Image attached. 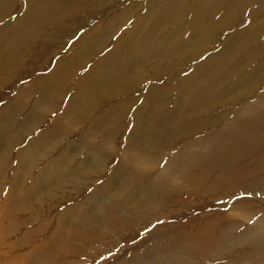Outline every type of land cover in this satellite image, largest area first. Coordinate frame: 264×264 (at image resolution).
I'll use <instances>...</instances> for the list:
<instances>
[{
  "label": "bare ground",
  "instance_id": "bare-ground-1",
  "mask_svg": "<svg viewBox=\"0 0 264 264\" xmlns=\"http://www.w3.org/2000/svg\"><path fill=\"white\" fill-rule=\"evenodd\" d=\"M29 2L31 9L11 28L18 26L17 30L0 37V88L10 81L4 83L2 74L8 69L3 66L15 53L18 74L30 77L34 71L27 72L31 67L25 65L28 57L23 52L38 38L33 31L37 26L57 30L54 25L69 21L57 30L64 32L63 41L52 42L58 49L55 57L75 50L76 61L60 62L44 81L33 75V86L19 90L9 86V97L17 91L21 100L28 95L24 97L34 108L22 117L20 132L31 128L40 133L22 144L12 167L11 152L21 145L14 141L19 127L15 131L12 118L26 106L3 102L0 193L5 188L6 196L0 206V258L12 255L13 259L0 264H73L62 259L126 239L129 230L144 225L146 214L176 218L197 202L229 197L230 189L252 197L238 199V210L195 223L199 228L194 232L175 222L168 238L167 230L155 236L157 247L115 264H264V56L243 52L234 59L254 47L256 38L264 37V2L151 0L145 6H128L127 0H71L63 9L52 5L56 0ZM6 3L7 7L10 2ZM255 5L259 9L252 11ZM115 7L121 10L106 17ZM248 10L253 22L246 24L245 17L236 33L241 37L226 38ZM7 14L10 18L15 13L0 7V19ZM80 18L84 21L75 22ZM130 20L129 29L120 33ZM78 29L84 30L83 36L68 47V41L81 34ZM116 35L127 42L116 44L102 65L95 66L92 59ZM141 35L145 39L138 43ZM220 35L225 36L223 47L209 60L198 61V54L212 50ZM49 60L42 61L38 70ZM76 73L78 91L70 96L71 85L59 88V84L69 77L71 81ZM161 78L165 88L148 93L135 107V86ZM37 93L38 99L32 101ZM112 96L126 97L110 106ZM64 97L67 101L59 105ZM57 110L60 114L52 117L50 128L43 129L47 119L43 116ZM94 124L93 130L79 134V129ZM102 135L106 139L94 144L92 138ZM76 138L77 143L65 145ZM115 138H121L118 144L123 147L118 150V166L111 170L108 148ZM49 148L52 159L47 161ZM90 148V155L79 159V152ZM106 174L104 183L94 184L95 178ZM13 229L24 230L19 242L8 236Z\"/></svg>",
  "mask_w": 264,
  "mask_h": 264
},
{
  "label": "rangeland",
  "instance_id": "rangeland-1",
  "mask_svg": "<svg viewBox=\"0 0 264 264\" xmlns=\"http://www.w3.org/2000/svg\"><path fill=\"white\" fill-rule=\"evenodd\" d=\"M7 1H9L10 3L6 7ZM150 1L151 0H127L126 5L130 6L133 4H137V5L142 4L145 6L144 2L148 5V3ZM70 2H71V0H56V2H53L52 5L56 4L60 9H63L65 7H67ZM261 2H264V0H258L259 4ZM23 3H26L27 7L23 8L22 7ZM31 6H33V5L30 4L29 0H0V7L7 8L9 11H11L12 14L15 13L14 14L15 16L13 15V17L11 16L9 18L10 14H7V16H5V18L2 17L0 19V37L7 36V34L8 33L10 34L11 31L15 32V30H17L18 26H16L15 30H13L11 28L13 26H15L17 24V22L20 21V19H22L23 16H25L28 9H31ZM258 9H259V7L257 5H255V6H253V8L251 10L256 11ZM120 10H121V8L115 7L114 9L110 10V12L108 13V16H106V17H110L112 14L118 13ZM106 17L103 20H105ZM245 19L246 18L243 14V17L240 18L237 21V23H235L232 26V29H230L226 32V38L228 37L231 39L233 36H235L236 38H240L241 34H236V33L239 32L240 29H242L241 27L243 26ZM82 21H84V20L82 18H80V20L75 21V22H82ZM68 24H70V22L67 20H64L63 22L54 25L53 28L58 30L62 26H67ZM131 24H132V20H130V22L125 27L121 28L120 33L122 31L126 30L127 28L129 29ZM189 24L192 25V23H189ZM25 25H27V23H25L23 26H25ZM101 27L103 28V27H105V25L102 24ZM76 28H78V26ZM57 30H52V28L44 27L42 25L37 26L33 29V31L36 33L38 38L36 40H34L32 42V44H30L28 46V48L24 47L25 50L23 52V55L25 57H28L27 60H25V62H26L25 65L27 66V63H28V64H30V67H31L29 70H27V72L29 73L30 70L34 69V71H32V73H31L30 77H29V75L18 74L17 71L15 70L14 66H16V65L18 66V61H16L17 60L16 53L13 55V58L10 59L9 62H6L3 66V68L5 70L8 69L7 70L8 72H5L2 74V78L6 79V81H4V83L9 81V80L10 81L8 83H6L4 87L0 88V113L2 114V111L3 110L5 111V109L3 107V106H6V103H3L5 101L20 102V103L22 102V104L26 106V108L23 110V112L21 114L19 112H17L15 117L12 118L15 120V123H16V125L14 127L15 131L19 130V132H16L17 137L14 139V141H15V143H21V145H15V148L11 152V157H10V166L11 167H12L13 160L15 158H17V151L19 152V151H21V149H23L22 144H24V145L28 144V142L34 136H38V135H40V133L38 130L31 131L32 130L31 128L27 129V130L25 129V131L23 130L22 132H20V130L23 129V125L20 128V125L24 120V119H22V117L25 114L33 113L34 108H32V105L29 103L30 99H26L27 97H24V96H28V95H22L21 96V94H20V96L22 98H24V100H21V98L20 99L18 98V94L20 92L17 91V94H13L12 97H9L8 96V95H10L9 90H11V88L9 86H17V88H16L17 90H19L22 87L28 86V85L33 86L34 84H36V81H35L36 79L34 81L30 82L33 75H34V78H37V76L39 74L38 78H40L44 81V79L47 78L49 76V74H51V72L54 69L59 67L58 65L60 62H68L69 61L67 64H72L76 61V59L74 58V56H75L74 53H76L75 50H73L71 53L67 54V56L64 55L60 58L55 57L56 56L55 53H57L58 49L57 50L55 49V45L53 44L52 41L53 40H55V41L56 40H58V41L62 40L63 41L62 34H64V32H59ZM38 32H40V34H38ZM50 32L59 33V35H55V34L53 35L52 33L50 34ZM78 32H79V34L80 33L81 34L76 35L75 37L71 38L70 41H68V43L66 44V45H68V47H70L72 45H76L75 43L77 41H79V39L83 36L84 30L78 29ZM53 37H55V38L53 39ZM224 38H225V36L222 35L220 41H217V42H215V44H212V46H211L212 50H210L207 54H204V55L198 54V56L200 55L198 61L204 62V61H206V59L209 60V58L214 53H216L215 52L216 50L218 51L219 49H221L223 47V44H225V41H226ZM144 39H145V36L141 35L140 38H138V43H142V41ZM14 42H16V41H14ZM126 42H127V39L122 38V36H120V35H116V36L112 37L107 44V46L109 45V47L102 50L99 54H97L92 59V61L94 60L93 61L94 65L95 64L102 65V63L105 61L106 57H108L110 55V53L112 52V50L114 49L116 44H119V43L125 44ZM253 43H254V47L249 48V49H245L244 51H240L238 53V55H236L234 57V59H238V56H241L243 52L244 53L254 52L255 54H262V56H264V37L261 36V37L256 38ZM248 46H251V44ZM0 47H3L1 45V42H0ZM53 56L56 59H54ZM48 57H50L48 64L43 65L45 69L42 67L41 70H38L40 68L41 62L43 61V63H44L45 59H47ZM61 58H64V60L61 61L60 60ZM259 59H262V57H259L255 60H253L252 64H257ZM53 61H54V63L49 65V63H51ZM195 61L197 62V60H194L192 62V64H194ZM118 63H119V61H116L115 67H117ZM61 69L62 68H60L58 70V72ZM90 69L91 68H89V70L87 69L84 73L88 74ZM183 69L186 70L187 68L186 69L183 68ZM186 71H187L186 73H188L191 70L188 69ZM37 72H39V73H37ZM82 72H83V70H82ZM71 77H72L71 81H70V77H69V79L67 81L62 82L63 84H59V88L60 87L63 88L62 85L64 86L66 83H69V85H71V89L73 88L71 90L68 87L71 90L69 95L73 96L74 93L76 91H78L74 83H75V80H77V78L80 77V74L79 73H76L75 75L72 74ZM93 80H94V78L90 81L89 89H92ZM48 82L42 83V85L46 86L48 84ZM141 82L142 83H140V84L138 83L139 85L135 86V89L133 90L134 96H135V98H133L134 99L133 102L135 101V107H140L142 105L141 101L148 95V93H151L152 91L163 90L166 86L164 78H161L158 80L151 79V80H146L145 82L144 81H141ZM0 86H3V83H0ZM69 89H67L66 92H68ZM39 95H40L39 93H37V95H33L35 97H33L31 100L33 101L34 99H38ZM125 97L126 96L118 98V97L112 96L111 99L109 100L110 101L109 105L111 106V105L115 104L116 102H120ZM137 100H139V101H137ZM66 101H67V98L65 99V97H64L62 102H59V103L56 102V103H58L59 105H62ZM103 109H104V107L101 108L100 110H103ZM58 113H59V111L57 110V112L54 114H48L46 116H43V118H47L43 122L44 123L43 129L50 128L49 124H50L52 117H55L54 115H57ZM1 114H0V117H1ZM18 127H19V129L17 130ZM95 127H96V124L89 126L88 129H79L78 132H79V134H86L89 131L93 130ZM124 133L125 132H123L121 135H123ZM104 136L105 135H102V136L96 137V138H92V141L94 142V144L101 143L102 141H104L106 139V138H104ZM125 141H126V139L124 140V142ZM69 142H71V144H73V143L75 144L78 142V140H77V138L71 139L70 141L66 142L65 145L70 144ZM119 142H121V138H119V139L115 138L112 141L110 148H108V155L112 160L110 161L107 168L111 167L110 168L111 170L116 168L118 166V163L121 160V155H120V153L118 154V152H119L118 150H119V147L121 149L123 147V145H121L122 143L118 144ZM91 148L87 149V150H81L79 152V154H80L79 159L90 155ZM76 151H74V152L76 153ZM0 152H1V150H0ZM50 153H51V150L49 148V151L46 153V155L48 156V158L46 159L47 161L52 159L51 156H49ZM76 159H77V157H76ZM159 168H160V170L162 169L161 167H159ZM8 169H9V171L6 174L9 176V174L11 173V168L8 166ZM107 174L104 176L102 175L103 177L100 178V180H97L95 178L94 184L95 185H101L102 183H104V181L108 177ZM91 182H93V181H91ZM28 184L29 183H26V186H28ZM4 189H2L3 191H2V193H0V206L2 205L3 200L5 199V196H6V194H5L6 190H4ZM91 191H92V189H91ZM241 191H242L241 189L240 190L239 189L238 190L230 189V191H229L230 196L229 197H227V196L221 197L220 196V197L216 198V200H214L212 203H208V204L197 202L196 205H194L192 207L193 209L188 208L186 211L185 210L182 211V213L178 214L176 218L171 217L170 215L160 217L157 214H151V215L146 214L145 219H143L144 225L140 224V226L135 227L133 230H131V231L129 230V233H127L128 237L126 239L121 238V239H118L117 242L112 243L111 245H102L98 250H96V248L91 247V249L86 250V252L83 254L70 256L69 259L64 258L65 260L62 259V261H69V262H72L73 264H97V262H98V264H115L118 261H131L137 255L140 256V255L144 254L145 251L147 252V251H150L153 248L157 247V242L155 240V236H157L158 234L164 235L165 234V233H163L164 230L168 231L167 235L165 236L166 238H168L170 236V232H169L170 228L172 226H175L177 223L178 224L179 223L185 224L183 229H185L186 232H194V231H197L199 228L198 227L199 225H196V227L193 226V225H195V223L202 224V222L205 219L213 218V217H216L217 215L224 214V213L227 214V213L233 212V210H238L239 209L238 208V206H239V204H238L239 200L238 199H242L244 201V199L247 200V199H251L250 197H252V195L247 194V192L239 194ZM67 205H69V203ZM198 207H200V208H198ZM58 209H60V208H58ZM58 209H56V210L58 211ZM240 209H242V208H240ZM175 222H177V223H175ZM16 232H18V233H16ZM23 232H24V230L22 231V229H13L12 233L10 235L8 234V236H11V238L13 240L19 242L22 238ZM12 235H14V236H12ZM11 241L9 242V244L11 243ZM1 243L4 244L3 242H1ZM20 247L21 246H19L17 248H20ZM10 248L14 249V248H16V246L10 247ZM26 248L29 249L31 247L29 246ZM2 249H4V248H2ZM20 252L22 254H25L26 249L24 248ZM109 253H111V255H109ZM9 256L8 257L2 256L0 258V263H3L4 261H8L9 259L10 260L13 259L12 255H9ZM101 256H105V257H107V259L101 260L100 259ZM8 262H10V261H8ZM57 263H58V261L54 264H57Z\"/></svg>",
  "mask_w": 264,
  "mask_h": 264
},
{
  "label": "snow or ice",
  "instance_id": "snow-or-ice-1",
  "mask_svg": "<svg viewBox=\"0 0 264 264\" xmlns=\"http://www.w3.org/2000/svg\"><path fill=\"white\" fill-rule=\"evenodd\" d=\"M22 7H27V4H26V3H23V4H22ZM244 16L247 18V20H246V24H251V23L253 22V20H252V18H251V10L245 11V12H244ZM133 111H135V109H133ZM109 255H111V253H109ZM100 259H101V260H106L107 257H105V256H101ZM97 264H98V262H97Z\"/></svg>",
  "mask_w": 264,
  "mask_h": 264
},
{
  "label": "crops",
  "instance_id": "crops-1",
  "mask_svg": "<svg viewBox=\"0 0 264 264\" xmlns=\"http://www.w3.org/2000/svg\"><path fill=\"white\" fill-rule=\"evenodd\" d=\"M43 86V85H42Z\"/></svg>",
  "mask_w": 264,
  "mask_h": 264
}]
</instances>
